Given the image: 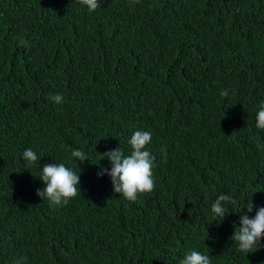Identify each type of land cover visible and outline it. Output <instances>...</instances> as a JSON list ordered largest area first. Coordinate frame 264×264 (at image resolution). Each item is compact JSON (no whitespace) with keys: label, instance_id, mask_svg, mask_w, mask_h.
I'll return each instance as SVG.
<instances>
[{"label":"trees","instance_id":"1","mask_svg":"<svg viewBox=\"0 0 264 264\" xmlns=\"http://www.w3.org/2000/svg\"><path fill=\"white\" fill-rule=\"evenodd\" d=\"M99 2L0 0V264H179L189 250L264 264V239L249 253L230 239L264 207V0ZM138 130L155 188L131 202L98 154L128 153ZM53 163L82 177L66 207L36 194ZM220 194L235 201L223 220Z\"/></svg>","mask_w":264,"mask_h":264},{"label":"clouds","instance_id":"2","mask_svg":"<svg viewBox=\"0 0 264 264\" xmlns=\"http://www.w3.org/2000/svg\"><path fill=\"white\" fill-rule=\"evenodd\" d=\"M86 6L89 12H94L100 7L99 0H79ZM21 44L26 45L25 41ZM222 97H228L227 89L221 90ZM49 100L60 104L63 102L61 94H50ZM256 127L264 130V101L258 106L256 113ZM152 135L148 131H135L128 144L130 151L125 153L120 146L114 150H109L103 154H98L100 161L107 159L111 168L105 169L100 167L98 176L108 175L111 179L113 192L119 194V197L134 202L139 195L150 193L155 188V180L153 175L154 157L146 146L151 142ZM165 151V149H161ZM71 158H75L73 163L79 161V165L88 160L86 154L82 150L74 149L71 152ZM39 157L32 149H26L23 152V160L27 165L35 164ZM78 173V172H77ZM73 168L67 167L64 163L45 164L38 172L37 177L43 182L45 187L37 190V196L43 201L47 200L52 207L67 206L70 199L81 195L82 177L77 174ZM235 203L230 195L220 194L211 206L212 213L218 217L226 216V204ZM247 212L253 211L251 199L247 202ZM234 234L230 239L237 244L239 251L244 253L252 252L254 248L260 247V241L264 239V207L256 210L254 218L248 215H242L239 221V227L235 224ZM179 264H211L209 255L203 254L197 250H189L184 254Z\"/></svg>","mask_w":264,"mask_h":264}]
</instances>
